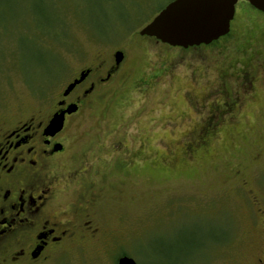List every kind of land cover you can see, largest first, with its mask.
<instances>
[{
    "label": "rangeland",
    "instance_id": "obj_1",
    "mask_svg": "<svg viewBox=\"0 0 264 264\" xmlns=\"http://www.w3.org/2000/svg\"><path fill=\"white\" fill-rule=\"evenodd\" d=\"M172 1L0 0V129L52 109L81 71L112 64L118 51L126 56L69 129L77 142L69 155L83 149L86 164H129L88 170L95 188L83 198L78 186L70 190L67 206L81 203L91 227L41 264H116L123 253L138 264L264 260L263 218L256 222L240 188L251 173L253 184L264 175V80L225 121L223 112L212 116L215 106H202L214 89L235 102L240 72L264 76V14L241 0L229 35L188 52L155 80V63L175 60L176 52L140 31ZM209 117L214 129L204 148ZM118 142L130 148L114 151Z\"/></svg>",
    "mask_w": 264,
    "mask_h": 264
},
{
    "label": "flooded vegetation",
    "instance_id": "obj_2",
    "mask_svg": "<svg viewBox=\"0 0 264 264\" xmlns=\"http://www.w3.org/2000/svg\"><path fill=\"white\" fill-rule=\"evenodd\" d=\"M246 11L243 8L241 15L246 16ZM220 40L211 45L187 49L163 44L166 52H176L172 56L177 58L165 62V65L155 63L153 68L156 71L150 77L158 80L171 74L177 68L175 63L184 61L188 52L213 47ZM125 57L124 53L120 64H117L114 56L110 65L101 63L96 69L81 71L57 97L52 109L45 112L37 110L38 115L33 114L24 122L0 129V264H41L48 252L62 247L66 240L73 238L79 231L90 229V213H86L81 203L75 202L67 206L66 195L77 186L80 193L76 192L75 195L80 194L81 198L94 190L95 186L88 178V170H97L99 165H104V170H122L129 163L116 160L109 165L111 167L101 161L86 164L87 153L82 147L79 154L69 155L71 145L77 143L69 134V129L74 124L75 127L77 118L92 106L91 97L114 81L124 65ZM240 73L238 80L242 91L235 102L230 100V93L214 89L213 95L209 96L212 101L202 105L205 108L216 107L212 116L223 112L222 118L218 117L225 121V116H231L236 109H242L244 102L254 96L256 83L264 80L263 74L258 76L257 73ZM79 80L80 83L66 94L69 86ZM104 98L105 92L96 95L99 101ZM69 109L72 113L67 112ZM63 112H66L63 129L56 134L48 133V126L54 116ZM214 120L209 117L203 121L202 126L208 127L205 128L206 136L201 134V146L204 148L208 147V138L213 135L210 130L214 128L209 130V127ZM124 148H130V145L120 142L114 145V151ZM252 178L253 173L247 181L240 184V188L249 199L251 213L258 217L256 222H259V217L263 218L264 237V192L258 193L264 191V175L259 179L260 184H253ZM260 264H264L263 259Z\"/></svg>",
    "mask_w": 264,
    "mask_h": 264
},
{
    "label": "water",
    "instance_id": "obj_3",
    "mask_svg": "<svg viewBox=\"0 0 264 264\" xmlns=\"http://www.w3.org/2000/svg\"><path fill=\"white\" fill-rule=\"evenodd\" d=\"M241 0H173L165 6L156 17L141 31L140 36L155 38L163 44L172 47H198L211 45L226 37L231 31V23L236 15V7ZM252 7L264 13L261 0H244ZM211 20L209 26L206 22ZM117 64L124 59V53L115 54ZM81 80L69 86L70 92ZM72 113L71 109L67 111ZM65 113L56 114L48 133L56 134L63 129ZM117 264H138L129 256L118 258Z\"/></svg>",
    "mask_w": 264,
    "mask_h": 264
},
{
    "label": "snow or ice",
    "instance_id": "obj_4",
    "mask_svg": "<svg viewBox=\"0 0 264 264\" xmlns=\"http://www.w3.org/2000/svg\"><path fill=\"white\" fill-rule=\"evenodd\" d=\"M261 4H264V0H261ZM209 26H211V24H212V21L211 20H209V21H207L206 22Z\"/></svg>",
    "mask_w": 264,
    "mask_h": 264
},
{
    "label": "trees",
    "instance_id": "obj_5",
    "mask_svg": "<svg viewBox=\"0 0 264 264\" xmlns=\"http://www.w3.org/2000/svg\"><path fill=\"white\" fill-rule=\"evenodd\" d=\"M164 8V7H163ZM121 256H128L126 253H123V254H121L118 258H120ZM166 257H168V256H166ZM118 258H117V260H116V264H117V261H118Z\"/></svg>",
    "mask_w": 264,
    "mask_h": 264
}]
</instances>
